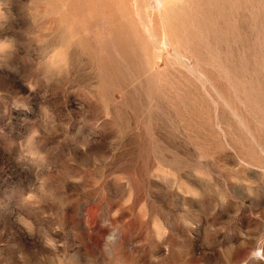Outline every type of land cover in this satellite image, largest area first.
Here are the masks:
<instances>
[{"label":"rangeland","instance_id":"rangeland-1","mask_svg":"<svg viewBox=\"0 0 264 264\" xmlns=\"http://www.w3.org/2000/svg\"><path fill=\"white\" fill-rule=\"evenodd\" d=\"M0 45V264H264V0H0Z\"/></svg>","mask_w":264,"mask_h":264},{"label":"clouds","instance_id":"clouds-1","mask_svg":"<svg viewBox=\"0 0 264 264\" xmlns=\"http://www.w3.org/2000/svg\"><path fill=\"white\" fill-rule=\"evenodd\" d=\"M0 46L6 47L7 45H0ZM257 255H258V254H257Z\"/></svg>","mask_w":264,"mask_h":264}]
</instances>
